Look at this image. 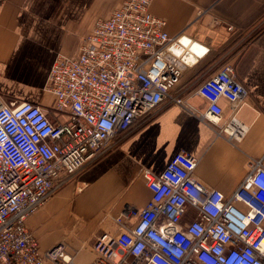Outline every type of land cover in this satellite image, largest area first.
I'll use <instances>...</instances> for the list:
<instances>
[{
    "label": "built area",
    "instance_id": "1",
    "mask_svg": "<svg viewBox=\"0 0 264 264\" xmlns=\"http://www.w3.org/2000/svg\"><path fill=\"white\" fill-rule=\"evenodd\" d=\"M154 1L124 0L75 57L56 59L47 87L56 120L0 94V264H70L64 242L41 250L28 219L165 101L187 106L175 91L210 50L185 34L170 36L151 12ZM195 95L208 102L204 118L217 134L242 142L249 127L238 114L248 92L233 67H221ZM223 99L232 105L227 118ZM198 161L181 151L161 173L143 169L150 201L129 214L134 222L117 219L119 234L97 238L92 264H264V165L256 161L225 196L197 180Z\"/></svg>",
    "mask_w": 264,
    "mask_h": 264
},
{
    "label": "crops",
    "instance_id": "2",
    "mask_svg": "<svg viewBox=\"0 0 264 264\" xmlns=\"http://www.w3.org/2000/svg\"><path fill=\"white\" fill-rule=\"evenodd\" d=\"M123 1L0 0V94L41 106L56 120L47 90L54 62L75 57L96 23ZM151 12L166 21L170 36L185 34L210 51L186 70L175 91L187 106L165 101L28 219L41 250L64 242L70 264H92L97 238L119 234L117 219L132 223L129 214L148 204L152 192L143 169L161 173L185 151L199 160V182L231 196L256 161L264 165V0H155ZM226 64L248 92L238 118L249 132L239 144L217 134L204 118L208 102L195 95ZM221 105L227 118L232 105L224 99Z\"/></svg>",
    "mask_w": 264,
    "mask_h": 264
}]
</instances>
